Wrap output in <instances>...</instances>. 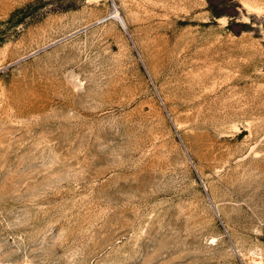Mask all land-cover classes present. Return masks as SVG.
Instances as JSON below:
<instances>
[{"label": "rangeland", "instance_id": "374dc122", "mask_svg": "<svg viewBox=\"0 0 264 264\" xmlns=\"http://www.w3.org/2000/svg\"><path fill=\"white\" fill-rule=\"evenodd\" d=\"M0 264H264V0H0Z\"/></svg>", "mask_w": 264, "mask_h": 264}, {"label": "bare ground", "instance_id": "6f19581e", "mask_svg": "<svg viewBox=\"0 0 264 264\" xmlns=\"http://www.w3.org/2000/svg\"><path fill=\"white\" fill-rule=\"evenodd\" d=\"M113 16H115L119 20L120 23H124L117 8L113 9Z\"/></svg>", "mask_w": 264, "mask_h": 264}]
</instances>
